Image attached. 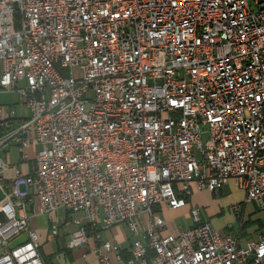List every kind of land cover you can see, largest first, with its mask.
<instances>
[{
  "label": "built area",
  "instance_id": "built-area-1",
  "mask_svg": "<svg viewBox=\"0 0 264 264\" xmlns=\"http://www.w3.org/2000/svg\"><path fill=\"white\" fill-rule=\"evenodd\" d=\"M0 90L31 112L10 137L40 145L10 189L0 158V264H45L35 199L80 214L69 247L94 233L100 264L122 261L99 232L118 224L127 264H264V228L244 247L200 208L175 234L156 211L230 179L264 209V0H0Z\"/></svg>",
  "mask_w": 264,
  "mask_h": 264
},
{
  "label": "crops",
  "instance_id": "crops-1",
  "mask_svg": "<svg viewBox=\"0 0 264 264\" xmlns=\"http://www.w3.org/2000/svg\"><path fill=\"white\" fill-rule=\"evenodd\" d=\"M0 136H12L19 129L24 120L30 116V110L18 106V94L15 91L0 90ZM11 109H16V117H7ZM17 136L10 137L7 143L0 150L1 160L8 165V168L1 174V183L10 189L15 179V169L19 168L24 174H33L36 170V158L40 145L33 141L30 147L21 150V146L16 139ZM26 155V156H25ZM25 190V186H21ZM4 198L3 190L0 188V201ZM234 206H239L234 210ZM200 208L203 220L225 234H232L238 238L241 246H246L248 241L258 240L264 228V209H260L255 202L247 201V192L241 188L234 179H230L216 192L208 189L198 190L193 185L191 196L188 198V205L177 210H170L166 206L156 208L157 213L167 221V231L178 233L192 226L190 210ZM30 227L37 232L41 243L40 251L45 260V264H100L98 257L93 249L101 242L98 241L94 233H90V239L84 246L71 249L69 243L71 234L76 229L73 220L80 214L72 215L65 211V219H59L69 239L60 235L57 238L51 233V224L48 214L39 211L38 200L30 205ZM144 218V217H143ZM181 218L178 222L173 219ZM145 219V218H144ZM87 223L86 220H83ZM124 224H118L110 229L100 230L102 240H111L121 247L122 261L116 264H127L126 260L130 257V249L133 241L126 234ZM126 225V224H125ZM127 226V225H126ZM128 227V226H127ZM129 229V228H128ZM61 237V239H60ZM61 241V244L59 242ZM114 257L115 254L113 253Z\"/></svg>",
  "mask_w": 264,
  "mask_h": 264
},
{
  "label": "rangeland",
  "instance_id": "rangeland-1",
  "mask_svg": "<svg viewBox=\"0 0 264 264\" xmlns=\"http://www.w3.org/2000/svg\"><path fill=\"white\" fill-rule=\"evenodd\" d=\"M48 216V218L50 219V223H54V222H56V220H58L59 221V219H61L62 221L65 219V211H64V209H61V210H58L57 212H52V213H50V214H48L47 215ZM162 216V215H161ZM164 217V216H163ZM165 218V217H164ZM181 218H175V219H173V221L174 222H178L179 220H180ZM58 223V222H57ZM51 224V225H52ZM59 225L61 224V223H58ZM124 226V228H125V231H126V234L129 236V237H131V232H130V230L128 229V227L124 224L123 225ZM32 229V228H31ZM63 231L65 232L66 231V228H63L62 227V225H60V235H61V237H62V234H63V236L65 235V233H63ZM52 237H54V238H57V236H52ZM61 237H60V239H61ZM65 237L67 238V240L69 239V235L68 234H66L65 235ZM60 239H59V242H60V244H61V241H60Z\"/></svg>",
  "mask_w": 264,
  "mask_h": 264
}]
</instances>
